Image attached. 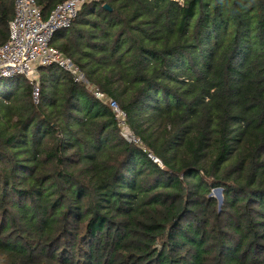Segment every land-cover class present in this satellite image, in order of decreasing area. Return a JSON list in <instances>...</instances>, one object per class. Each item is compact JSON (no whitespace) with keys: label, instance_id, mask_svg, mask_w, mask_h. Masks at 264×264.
I'll return each instance as SVG.
<instances>
[{"label":"trees","instance_id":"16d2710c","mask_svg":"<svg viewBox=\"0 0 264 264\" xmlns=\"http://www.w3.org/2000/svg\"><path fill=\"white\" fill-rule=\"evenodd\" d=\"M52 45L142 143L58 66L2 79L0 264H264V0H91Z\"/></svg>","mask_w":264,"mask_h":264},{"label":"built area","instance_id":"2783aa9c","mask_svg":"<svg viewBox=\"0 0 264 264\" xmlns=\"http://www.w3.org/2000/svg\"><path fill=\"white\" fill-rule=\"evenodd\" d=\"M89 1L66 0L57 4L45 18L36 0H14L9 38L0 45V80L17 76L27 78L32 87L33 100L38 104L41 95L40 68L58 66L70 73L74 80L84 82L97 100L109 105L121 128V135L127 141L141 144V140L131 131L126 111L120 104L100 88L91 85L73 59L52 45L56 32L69 28L82 5ZM148 156L160 163L151 152H148Z\"/></svg>","mask_w":264,"mask_h":264},{"label":"rangeland","instance_id":"374dc122","mask_svg":"<svg viewBox=\"0 0 264 264\" xmlns=\"http://www.w3.org/2000/svg\"><path fill=\"white\" fill-rule=\"evenodd\" d=\"M41 75H42V73H41V71H40V75H39L40 83H41ZM6 81H7V80H1V81H0V87H2V86L5 84ZM121 134H122V133H121ZM131 139H132V138H131ZM218 189H219V188H216V189H214V190L212 191V196L215 197V198H217V200L219 201ZM222 196H223V192H222Z\"/></svg>","mask_w":264,"mask_h":264},{"label":"water","instance_id":"95a60500","mask_svg":"<svg viewBox=\"0 0 264 264\" xmlns=\"http://www.w3.org/2000/svg\"><path fill=\"white\" fill-rule=\"evenodd\" d=\"M105 8L111 9L108 5H105ZM223 190L221 188L218 189V194H219V207L222 206L223 204V196H222Z\"/></svg>","mask_w":264,"mask_h":264}]
</instances>
